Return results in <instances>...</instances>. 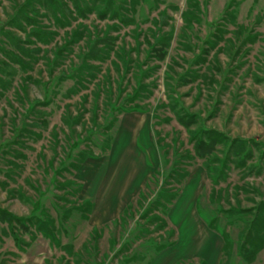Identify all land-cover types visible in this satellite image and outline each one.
<instances>
[{"label":"rangeland","instance_id":"rangeland-1","mask_svg":"<svg viewBox=\"0 0 264 264\" xmlns=\"http://www.w3.org/2000/svg\"><path fill=\"white\" fill-rule=\"evenodd\" d=\"M263 206L264 0H0V264H264Z\"/></svg>","mask_w":264,"mask_h":264},{"label":"trees","instance_id":"trees-1","mask_svg":"<svg viewBox=\"0 0 264 264\" xmlns=\"http://www.w3.org/2000/svg\"><path fill=\"white\" fill-rule=\"evenodd\" d=\"M180 121L181 122H184L185 120L183 118H180ZM185 123V122H184ZM186 125H188L186 123ZM210 142H213L216 143V141H213L211 139H209ZM198 152L200 151L199 148H197ZM175 173V171H174ZM161 196V199L164 200V201H171V199L175 198L176 195L172 194L171 196L168 195V193L166 191L162 192L160 194ZM264 208V206H263ZM3 211H0V213L2 214ZM261 217V214H257L255 215V218L252 220V223L250 224V227H249V230L247 232V238H246V241H245V244L246 246L248 245V247L246 248V246L244 247V244L242 245L243 246V249H244V255H245V258L246 260H252L253 257L256 255L257 251H259L264 243V214H262V219H261V224L263 225V228L261 229H257L255 227L258 219ZM9 221L8 219H4V221ZM215 219L212 221V225H215ZM44 234H46V236H48L51 240H55L54 238V235L49 233V231H44ZM260 238V239H259ZM18 238L16 237V240ZM223 239H224V245H223V253L226 255V257H230L231 254H232V248H233V245H232V241L230 240V237H229V234L228 232H223ZM259 239V241H258ZM223 264H227V261L224 262Z\"/></svg>","mask_w":264,"mask_h":264}]
</instances>
